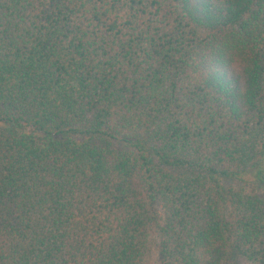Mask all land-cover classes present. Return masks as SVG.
<instances>
[{
	"label": "trees",
	"instance_id": "trees-1",
	"mask_svg": "<svg viewBox=\"0 0 264 264\" xmlns=\"http://www.w3.org/2000/svg\"><path fill=\"white\" fill-rule=\"evenodd\" d=\"M0 264H264V0H0Z\"/></svg>",
	"mask_w": 264,
	"mask_h": 264
},
{
	"label": "rangeland",
	"instance_id": "rangeland-1",
	"mask_svg": "<svg viewBox=\"0 0 264 264\" xmlns=\"http://www.w3.org/2000/svg\"><path fill=\"white\" fill-rule=\"evenodd\" d=\"M240 186L244 187V188H245L244 190H245L246 192H248V191L251 190L250 185L247 184V183H243V182H241V183H240ZM153 261H154V260H153ZM151 262H152V260H151Z\"/></svg>",
	"mask_w": 264,
	"mask_h": 264
}]
</instances>
